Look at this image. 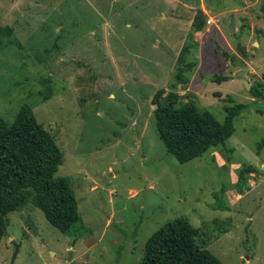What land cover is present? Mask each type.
Masks as SVG:
<instances>
[{
	"label": "rangeland",
	"instance_id": "rangeland-1",
	"mask_svg": "<svg viewBox=\"0 0 264 264\" xmlns=\"http://www.w3.org/2000/svg\"><path fill=\"white\" fill-rule=\"evenodd\" d=\"M263 29L264 0H0V116L29 104L56 136L84 223L63 233L28 203L0 264H138L179 216L223 264H264ZM172 89L220 121L248 108L225 145L180 162L154 116Z\"/></svg>",
	"mask_w": 264,
	"mask_h": 264
},
{
	"label": "trees",
	"instance_id": "trees-1",
	"mask_svg": "<svg viewBox=\"0 0 264 264\" xmlns=\"http://www.w3.org/2000/svg\"><path fill=\"white\" fill-rule=\"evenodd\" d=\"M205 24V13L200 11L193 26L200 31ZM262 33L264 36V29ZM225 80L228 77H219V82ZM251 92L261 95L258 88ZM179 99V93L170 90L154 116L167 152L180 162L197 158L212 146L225 145L235 132L234 118L248 108L245 103L227 106V114L220 121L207 109L181 106ZM63 161L64 152L56 136L39 122L29 104L21 106L11 123L0 116V245L7 235L8 213L28 203L39 207L63 233L82 230L84 223L71 180L58 174ZM17 253L14 252L13 260ZM138 264L223 263L199 243L189 219L179 216L151 234Z\"/></svg>",
	"mask_w": 264,
	"mask_h": 264
},
{
	"label": "built area",
	"instance_id": "built-area-1",
	"mask_svg": "<svg viewBox=\"0 0 264 264\" xmlns=\"http://www.w3.org/2000/svg\"><path fill=\"white\" fill-rule=\"evenodd\" d=\"M207 23H208V24L213 23V18H212V17H209L208 20H207Z\"/></svg>",
	"mask_w": 264,
	"mask_h": 264
},
{
	"label": "water",
	"instance_id": "water-1",
	"mask_svg": "<svg viewBox=\"0 0 264 264\" xmlns=\"http://www.w3.org/2000/svg\"><path fill=\"white\" fill-rule=\"evenodd\" d=\"M232 28H233V27H232ZM243 81H244L246 87H250L249 84H248V82H247L245 79H244Z\"/></svg>",
	"mask_w": 264,
	"mask_h": 264
}]
</instances>
